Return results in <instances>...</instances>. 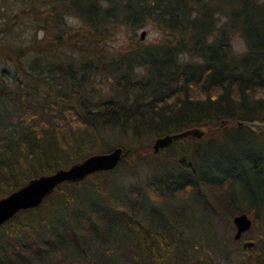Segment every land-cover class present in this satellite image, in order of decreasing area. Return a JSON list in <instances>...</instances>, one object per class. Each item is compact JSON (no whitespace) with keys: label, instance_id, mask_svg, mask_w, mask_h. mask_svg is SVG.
Returning <instances> with one entry per match:
<instances>
[{"label":"trees","instance_id":"trees-1","mask_svg":"<svg viewBox=\"0 0 264 264\" xmlns=\"http://www.w3.org/2000/svg\"><path fill=\"white\" fill-rule=\"evenodd\" d=\"M1 8L0 126L7 101L39 120L18 119L0 134V196L89 153L123 152L112 169L63 181L0 224V264H264V153H222L264 143V130L235 124L264 122V0H0ZM145 26L161 37L141 43ZM121 29L126 46L110 52ZM8 61L26 90L4 88ZM98 76L106 91L93 88ZM193 126L201 137L155 152L133 145ZM233 159L250 173V198L234 191L242 169ZM146 160L157 169L130 186L119 181L146 171ZM192 204L208 232L196 238L184 233ZM240 211L263 233L231 250L234 239L215 222L224 228Z\"/></svg>","mask_w":264,"mask_h":264},{"label":"rangeland","instance_id":"rangeland-1","mask_svg":"<svg viewBox=\"0 0 264 264\" xmlns=\"http://www.w3.org/2000/svg\"><path fill=\"white\" fill-rule=\"evenodd\" d=\"M0 10L2 11L3 8H1ZM0 19H2V18H0ZM141 30H144V34H143L142 39L139 38V34H140ZM26 34H27V30L25 29L22 31L21 36H25ZM39 35H40V33L37 34V36H39ZM135 36L139 39V41H141V43L148 44V43L155 42L156 40H158L161 37V32L159 30L154 29V28H149L148 26L147 27L145 26V27L138 28L136 30ZM126 40H127V35L125 34V31L123 29L118 30L116 32V34L113 36V38L108 41L109 45L107 46V49L110 52H116V51L122 49L124 46H126V43H127ZM231 45H232V48L235 52H240L244 49V42H243L242 38L236 34L232 35ZM4 69L8 75L4 79V82L6 84L4 86V88L10 89V90L15 92L16 88H17L16 83H19L20 86L23 87V89H25V90L27 89L26 80H24L21 77L20 73L18 71H16L12 62H9V61L5 62L4 63ZM93 88L96 90L106 91L108 89V84L106 82H104V80L102 78H100L98 76L97 79L95 80V82H93ZM44 90H45V86H41L40 88H38L37 90H34L33 92L31 90L30 91H31V93H32L31 95L33 97L38 98L39 96L42 95V92ZM37 94L39 96H37ZM7 109H8V115H7V119L5 122V124H7V126H5V127H3V125L0 126V134L4 133V131H6L8 129L12 131L13 128L16 127V125H17L16 122L18 119H24L25 117L32 118V121H31L32 124H36L39 120V117H36V116L31 117L32 114L26 113L25 111L22 112L17 107L13 108L10 101H7ZM0 112H1V110H0ZM199 128H201V127H199ZM155 137L156 136H154V135L148 136L147 138L141 139V141L135 142L133 145H138L139 143L143 146H146L147 144L151 145V143ZM107 149L108 148H105L104 151H106ZM248 151H253L254 153H264V143L257 142L256 145H254L253 147L244 144L240 148V150H237L234 153H233V150L231 148H229L228 150H223L222 153H223V156H226V155L229 156L232 154L231 157L238 158L237 152H239L241 154H245ZM99 152H102V151H99ZM215 152H216V150H215ZM163 155L164 154L162 151V152L156 153L154 155H150L147 158L156 159V158H161ZM233 160H234L233 166L236 169H242L241 179H236L234 182V191L237 194L247 195L250 198V194H251L250 185L251 184L247 182V180L250 177V173L247 169H245V167L242 166V168H241V161L239 159H233ZM120 163L122 164V162H120ZM164 165L167 169L168 165L167 164H164ZM119 166H117L116 169H118V174H121V171L119 170L120 169ZM157 166H158V163L156 161L146 160V162L144 163V168L146 169V171L142 170L141 171L142 174L140 173L141 175L140 174H135V175L125 174L123 176H120V178H118V179L121 183H124V184L130 186V184L136 183L138 178L142 177L145 173L150 174L152 167H153V169H157ZM183 212H184L185 219H186L187 223L189 225H191V228H192L189 230L188 229L184 230V233L186 235H188L191 238H196L198 233H200V234L208 233L206 230V227H207L206 222H204V221L200 222V220H199V214H198L199 209L198 208H196L192 204L191 206H185L183 208ZM249 217L251 218V215ZM215 227H216L215 229H216L217 233L223 230L227 236L232 237V234L234 232V226L232 223L228 224L224 228H222L223 226L220 222H215ZM261 227H262V224L258 219L256 220L255 225H252V219H251L250 227L241 234L242 235L241 236L242 241L248 240L250 238L256 239L260 236L262 237L261 234L263 233V231H262ZM228 246H229V249L233 250L236 246V241L235 240H229Z\"/></svg>","mask_w":264,"mask_h":264},{"label":"water","instance_id":"water-1","mask_svg":"<svg viewBox=\"0 0 264 264\" xmlns=\"http://www.w3.org/2000/svg\"><path fill=\"white\" fill-rule=\"evenodd\" d=\"M143 34L144 30H141L139 34L140 39H142ZM223 122H225V120H221V123ZM235 124H246L254 130H264V122L261 121L236 120ZM203 132V129L193 126L176 132L158 135L153 139L151 149L155 152L159 148L168 145L172 139L180 136L191 135L201 137ZM122 152V147L115 145L106 151L89 153L82 159L73 162L66 167H59L52 172L39 174L29 178L25 183L11 190L7 194L0 196V224L21 209L39 205L43 198L63 181H75L94 171L112 169L119 162ZM231 222L234 226L232 238L236 240L241 236V233L250 227L251 218L246 212L240 211L231 217ZM252 244L253 241L249 239L241 242L242 247L250 246Z\"/></svg>","mask_w":264,"mask_h":264},{"label":"flooded vegetation","instance_id":"flooded-vegetation-1","mask_svg":"<svg viewBox=\"0 0 264 264\" xmlns=\"http://www.w3.org/2000/svg\"><path fill=\"white\" fill-rule=\"evenodd\" d=\"M241 234H242V233H241ZM240 237H241V236H240ZM240 237H239V238H240ZM239 238H238V239H239Z\"/></svg>","mask_w":264,"mask_h":264}]
</instances>
